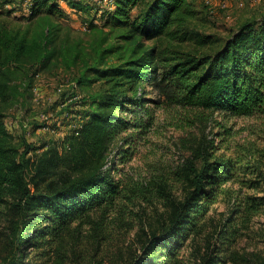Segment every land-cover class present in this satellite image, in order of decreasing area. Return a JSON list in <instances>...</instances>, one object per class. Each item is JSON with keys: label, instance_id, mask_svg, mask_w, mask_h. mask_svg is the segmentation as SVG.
Returning <instances> with one entry per match:
<instances>
[{"label": "trees", "instance_id": "trees-1", "mask_svg": "<svg viewBox=\"0 0 264 264\" xmlns=\"http://www.w3.org/2000/svg\"><path fill=\"white\" fill-rule=\"evenodd\" d=\"M56 2L30 0L29 16L53 13ZM6 4L0 0V17ZM135 8L139 12L132 15ZM196 14L191 0H114L106 16L123 30L121 37L135 46L132 54L114 65L89 68L94 78L84 77L79 85L106 79L107 92L82 101V110L70 112L74 119L61 140L39 146L18 144L6 126L2 104L22 88L10 82L26 58L41 66L52 57L45 48L50 31L44 43H35L0 22V215L7 218L11 239L0 264H44L34 260L32 252L43 246L52 231L61 232L92 210L102 208L103 215L115 204L126 188L113 173L120 171L112 162L115 141L131 127L146 131L148 122L138 116L152 118L149 102L155 107L167 103L208 112L200 120L215 113L223 120L264 115V12L221 43L192 26ZM148 41L153 43L144 47ZM31 84H24L22 90L31 91ZM151 94H156L154 100L147 97ZM73 104L79 103L67 106ZM224 131L229 134L230 128ZM127 148L117 153L121 162L128 160ZM195 159H200V167ZM239 162L203 147L196 150L179 171L185 186L182 199L162 229L152 231L132 264H176L180 248L198 234L212 205L227 196L232 209L202 262L225 264L239 231L254 214L264 212V165L259 160ZM239 172L252 177L242 185L256 194L243 192L242 186L233 190Z\"/></svg>", "mask_w": 264, "mask_h": 264}, {"label": "rangeland", "instance_id": "rangeland-1", "mask_svg": "<svg viewBox=\"0 0 264 264\" xmlns=\"http://www.w3.org/2000/svg\"><path fill=\"white\" fill-rule=\"evenodd\" d=\"M6 1L0 22L35 43H44L49 28L45 48L52 55L41 66L26 58L12 73L10 85L22 88L11 93L9 103L2 104L6 126L16 135L18 144L39 146L59 141L69 129V120L74 119L70 112L82 110V101L97 98L109 88L106 79L86 81L82 86L78 81L93 79L95 74H89V68L97 64L103 68L120 63L135 46L122 38L123 30L107 18L111 7L105 2L57 0L53 13L42 11L29 16L23 0ZM191 2L197 11L192 26L219 43L264 12V0ZM139 9L131 14L136 15ZM152 43L143 42L144 47ZM30 81L32 90L23 91ZM155 95L147 97L154 100ZM75 102L79 104L67 106ZM155 105L148 103L152 108L150 120L144 114L138 116L148 122L145 132L131 127L115 141L112 162L120 171L113 173L126 183L120 198L103 215L102 208L92 210L88 217L76 219L61 232L52 231L43 246L32 252L34 260L44 264H132L152 231L162 229L176 202L182 199L185 186L179 171L195 157L196 150L206 148L213 155L237 159L240 165L258 160L264 165V115L223 120L215 113L208 120H200V115L208 112L167 103ZM226 128H230L229 134H225ZM126 147L128 160L121 162L117 153ZM195 164L200 167V159H195ZM251 179L249 174L239 172L238 182L231 186L233 190L242 186L243 192L256 194L242 185ZM231 209L232 200L227 196L212 205L198 234L180 248L176 264H202L211 250L209 242ZM243 227L225 264H264V212L254 214ZM9 230L7 218L0 215V261L6 245L11 244Z\"/></svg>", "mask_w": 264, "mask_h": 264}, {"label": "built area", "instance_id": "built-area-1", "mask_svg": "<svg viewBox=\"0 0 264 264\" xmlns=\"http://www.w3.org/2000/svg\"><path fill=\"white\" fill-rule=\"evenodd\" d=\"M98 2H105V4L110 5V9H112L113 7V0H97ZM24 5L26 6L27 10L29 11V5H30V0H23ZM84 29H86V27H84ZM45 120L47 119V116L43 117ZM48 122V121H47ZM49 126V123H48Z\"/></svg>", "mask_w": 264, "mask_h": 264}, {"label": "crops", "instance_id": "crops-1", "mask_svg": "<svg viewBox=\"0 0 264 264\" xmlns=\"http://www.w3.org/2000/svg\"><path fill=\"white\" fill-rule=\"evenodd\" d=\"M12 132V131H11Z\"/></svg>", "mask_w": 264, "mask_h": 264}]
</instances>
